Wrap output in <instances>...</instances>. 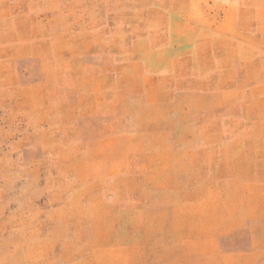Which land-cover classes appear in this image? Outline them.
I'll return each instance as SVG.
<instances>
[{"label": "rangeland", "instance_id": "1", "mask_svg": "<svg viewBox=\"0 0 264 264\" xmlns=\"http://www.w3.org/2000/svg\"><path fill=\"white\" fill-rule=\"evenodd\" d=\"M0 264H264V0H0Z\"/></svg>", "mask_w": 264, "mask_h": 264}]
</instances>
